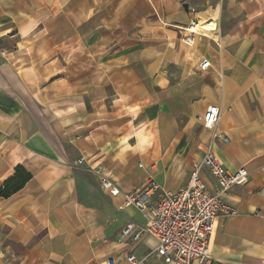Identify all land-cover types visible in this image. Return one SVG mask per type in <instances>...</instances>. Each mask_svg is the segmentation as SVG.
<instances>
[{
  "label": "crops",
  "instance_id": "crops-1",
  "mask_svg": "<svg viewBox=\"0 0 264 264\" xmlns=\"http://www.w3.org/2000/svg\"><path fill=\"white\" fill-rule=\"evenodd\" d=\"M186 1L0 0V189L18 167L32 175L0 196V264H163L154 239L121 241L144 219L94 170L123 192L148 178L176 192L210 144L250 174L222 196L235 214L218 219L212 264H264V0H204L219 30L196 50L161 27L194 20Z\"/></svg>",
  "mask_w": 264,
  "mask_h": 264
},
{
  "label": "built area",
  "instance_id": "built-area-1",
  "mask_svg": "<svg viewBox=\"0 0 264 264\" xmlns=\"http://www.w3.org/2000/svg\"><path fill=\"white\" fill-rule=\"evenodd\" d=\"M211 67L208 60L202 61L201 71ZM220 110L217 106L209 107L204 115V127L216 130L220 122ZM221 137L215 131L212 141ZM84 160H79L82 163ZM208 171L215 184L210 185L204 177ZM100 187L104 194L111 197H122V210L134 207L142 215V224L128 222L121 231L122 242L138 244L144 238H152L157 245L154 254L163 264H212V237L221 216L235 214V209L223 200L222 196L234 186H243L249 182V172L245 167L235 173L229 172L212 145L203 157L197 160L191 170L189 182L176 192H166L153 178L136 191L123 192L120 187L101 168H96ZM128 264H143L130 252ZM100 264H118L114 258Z\"/></svg>",
  "mask_w": 264,
  "mask_h": 264
},
{
  "label": "rangeland",
  "instance_id": "rangeland-1",
  "mask_svg": "<svg viewBox=\"0 0 264 264\" xmlns=\"http://www.w3.org/2000/svg\"><path fill=\"white\" fill-rule=\"evenodd\" d=\"M186 3L189 4V12L194 14L193 16V21L190 22V24L187 25H161V27H163L165 30H168V35L170 37V42L172 43V46L175 47L177 43L181 42V44H184V40L186 39L189 42L193 41L192 39H196L194 40L195 44L193 46V49L196 50V48L198 47V40L202 38L203 41L208 42L210 39H208V37H204L202 34H198V32H192L188 29L183 30L184 27H190L193 22H198L200 24V26L202 28L209 29L208 31L210 33H215L219 30V14H217V10L215 12H211L210 10H206L207 5L204 4V0H188L186 1ZM216 4V2H215ZM201 11V12H200ZM218 17V18H217ZM183 27V28H182ZM208 32V33H209ZM214 36V35H213ZM216 35L214 36V38L211 39H215Z\"/></svg>",
  "mask_w": 264,
  "mask_h": 264
},
{
  "label": "trees",
  "instance_id": "trees-1",
  "mask_svg": "<svg viewBox=\"0 0 264 264\" xmlns=\"http://www.w3.org/2000/svg\"><path fill=\"white\" fill-rule=\"evenodd\" d=\"M31 178L32 175L30 173L24 168L18 167L15 174L10 177L0 189V196L4 198L11 197L20 191Z\"/></svg>",
  "mask_w": 264,
  "mask_h": 264
},
{
  "label": "bare ground",
  "instance_id": "bare-ground-1",
  "mask_svg": "<svg viewBox=\"0 0 264 264\" xmlns=\"http://www.w3.org/2000/svg\"><path fill=\"white\" fill-rule=\"evenodd\" d=\"M205 27L202 28L198 22H195V23L193 22V24L190 27H188V29L190 28L189 29L191 31L190 33H192V32H198V34H202L204 37H208V39L214 38L215 33H210L208 31L210 28L209 29H206Z\"/></svg>",
  "mask_w": 264,
  "mask_h": 264
},
{
  "label": "water",
  "instance_id": "water-1",
  "mask_svg": "<svg viewBox=\"0 0 264 264\" xmlns=\"http://www.w3.org/2000/svg\"><path fill=\"white\" fill-rule=\"evenodd\" d=\"M184 8L186 11H189V4H184Z\"/></svg>",
  "mask_w": 264,
  "mask_h": 264
}]
</instances>
